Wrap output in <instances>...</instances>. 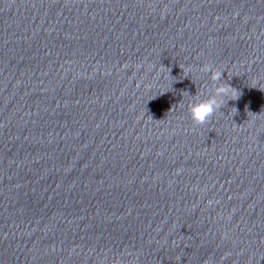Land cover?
Instances as JSON below:
<instances>
[{"label":"clouds","instance_id":"9594fccd","mask_svg":"<svg viewBox=\"0 0 264 264\" xmlns=\"http://www.w3.org/2000/svg\"><path fill=\"white\" fill-rule=\"evenodd\" d=\"M179 67L182 72L190 71V69L183 66ZM200 70L204 73H210L209 79L212 82V88L203 99L200 98V94L197 92L195 95H190L187 92L192 97L188 105V111L192 122L197 126L208 123L217 112L221 111L222 107L226 106L229 100H238L241 95L237 89L223 80L224 71L214 68L212 64H204ZM232 110L233 115L236 114L237 109L233 107Z\"/></svg>","mask_w":264,"mask_h":264}]
</instances>
